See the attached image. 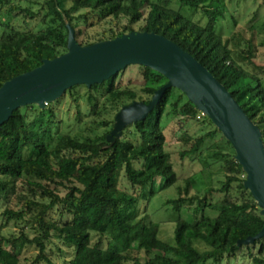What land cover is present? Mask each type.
<instances>
[{
    "label": "trees",
    "instance_id": "16d2710c",
    "mask_svg": "<svg viewBox=\"0 0 264 264\" xmlns=\"http://www.w3.org/2000/svg\"><path fill=\"white\" fill-rule=\"evenodd\" d=\"M174 1L179 8L172 7ZM206 1L43 0L34 10L29 5L31 0H0V24L5 21L6 26L0 34V87L45 59L66 52L70 25L81 45L135 30L154 31L191 53L226 86L260 127L264 142V79L242 64L252 59L254 44L248 40L244 50L239 43L236 48L230 47L229 39L225 40L221 29H217L225 19L226 8L218 0ZM184 7L204 15L206 22L184 13ZM80 9L98 11L101 18L123 17L127 23L121 29L112 27L92 38L72 23L73 12ZM21 16L43 22L44 26L18 28L12 18ZM140 21L143 24L135 28ZM232 21L235 23L233 17ZM260 44L264 46V37ZM131 66L134 65L127 68ZM135 66L141 71L140 85L130 79L126 83L120 81L126 68L87 88L85 97L95 114L102 108L117 113L134 100L149 102L155 91L167 83L160 72ZM79 86L66 90L45 108L30 104L16 109L0 127V201L15 197L22 203L20 209L7 206L2 212L0 264H22L21 254L27 245L39 249L36 258L27 264H55L47 250L53 237L71 250L72 256L64 264H223L237 257L243 247L252 245L240 246L238 241L256 235L264 226V217L244 186L246 173L235 159L230 141L180 89H167L144 120L127 126L122 137L111 144L107 135L115 116L102 120L100 125L108 130L93 137L57 130L55 107L67 94L74 97ZM80 97L78 94L75 99ZM169 120L178 123L180 129L196 122L209 125L211 129L197 136L184 130L180 137L187 148L177 156L183 160L187 155H197L204 169H210L215 162H221L223 169L219 186L212 185L189 196L195 186V176H189L184 185L177 187L178 196L165 202L180 212L187 199H199L195 214L202 209L195 221L180 214L175 218L174 243L160 238L161 224L151 220L147 212L158 181L162 179V188H166L178 180L167 145ZM218 135L231 152L218 149L202 159V146ZM122 178H126L133 192L122 188ZM19 186L27 188L28 193L19 191ZM215 191L223 194L221 199L209 201L208 195ZM141 206L145 214L138 217ZM203 207L217 215H206ZM51 212H57L58 218L53 219ZM11 221L32 223L36 234H5L4 227ZM248 254L251 264H264L263 244L257 252L249 248Z\"/></svg>",
    "mask_w": 264,
    "mask_h": 264
},
{
    "label": "water",
    "instance_id": "95a60500",
    "mask_svg": "<svg viewBox=\"0 0 264 264\" xmlns=\"http://www.w3.org/2000/svg\"><path fill=\"white\" fill-rule=\"evenodd\" d=\"M136 64L160 72L167 83L155 91L149 102L134 100L122 106L107 140L113 144L127 126L147 117L167 89L178 88L230 141L235 159L246 173L244 186L264 217V142L260 127L211 71L176 42L157 32L135 30L81 45L70 25L66 52L45 59L41 65L0 87V127L20 107L37 104L45 108L75 85L90 88ZM261 238L264 226L256 235L240 239L238 245L253 244Z\"/></svg>",
    "mask_w": 264,
    "mask_h": 264
},
{
    "label": "rangeland",
    "instance_id": "374dc122",
    "mask_svg": "<svg viewBox=\"0 0 264 264\" xmlns=\"http://www.w3.org/2000/svg\"><path fill=\"white\" fill-rule=\"evenodd\" d=\"M32 9L37 10L40 7V3L43 0H31ZM207 0L206 2H210ZM218 4H221L226 8L225 21H220L217 29L222 32L223 38L225 40L229 39V46L236 48L237 43L241 49H246V42L252 40L254 44V54L250 62L243 61V65L247 67L251 72L260 75L264 79V46L260 43L264 37V0H218ZM172 7L179 8V4L174 1ZM183 12L188 15H193L194 19H199L203 23L206 22V18L201 13H196L191 11L190 8H182ZM232 17L235 20V23L232 21ZM74 20L72 23L79 29L87 31L90 37H96L101 35L104 31H107L114 27L121 29L124 24L127 23V19L120 17H107L101 18L98 11L91 9H80L73 12ZM6 19V18H5ZM14 20L15 26L18 28L25 29L26 27H35V29H40L44 26V23H37L33 19H26L21 17L12 18ZM227 19V20H226ZM230 21H229V20ZM25 20V21H24ZM143 24V21L136 23L135 28H139ZM6 29L5 21L0 24V34ZM142 75L140 68L138 66H131L127 68L125 76L121 78L123 83L132 81L135 85H140L142 82ZM81 86L77 87V90L74 92V97H71L67 94L65 99L55 107L56 113V122L57 130L59 131H69L73 135L77 136H95L101 135L108 130V127L100 125L102 120L112 119L113 116H116V111L111 110L110 108L104 110L101 109V112L95 114L91 105L87 103L85 94L87 92V86L80 84ZM78 94L81 95L78 100ZM104 100H101L103 102ZM100 102V104H101ZM177 122V121H176ZM189 126V125H188ZM211 129L209 125H201L196 122L190 124L189 128L180 129L179 124L171 120L166 121V132L168 136V149L172 153V163L178 175V180L176 184H173L169 187L162 188L163 181L160 179L156 185L157 193L149 200L148 202V214L149 218L155 222H160V238L169 243H174V229H175V218L180 214L183 218L188 221H195L202 214V209L198 214H195L197 209L199 199H187L188 202L184 207L177 212L171 205H165V202L170 198H176L178 196L179 185H184L185 180L189 176H195V186L193 189H190L189 196H195L196 192L206 190L210 186H219L220 180L223 179V169L221 162H215L210 169H204L201 160L197 159V155H187L183 160L177 156L178 152L187 147L184 146V141L181 139L182 133L184 130H187L191 136H197L207 130ZM56 130V129H55ZM203 158L209 156V153L222 149L224 151L231 152L230 146L224 141V139L218 135L215 138L208 139L207 142L202 146ZM214 159H210V161ZM122 188L124 190H133L130 188V185L126 178H122L121 181ZM127 188V189H126ZM129 188V189H128ZM19 191L28 193L27 188L18 187ZM136 194V193H134ZM221 192H213L208 195L209 201H218L222 197ZM13 207L15 209H20L22 203L14 197L10 201H0V221H2V212L7 207ZM143 206V205H142ZM141 206L139 210V216H143L144 210ZM205 209V214L210 216H216L217 212L209 209L208 207H203ZM50 216H53V219L58 218L57 212H51ZM29 219V216L27 217ZM4 233L10 235L14 232H27L30 236L36 234V230L32 223L28 221L16 222L11 221L9 224L4 227ZM52 242L47 243V250L51 255V258L55 264H64V260L69 259L72 254L71 250L68 247H63L60 241L53 237ZM261 244L264 245V239L259 241L256 244H252L249 248L252 252H257L260 249ZM62 246V249L60 248ZM248 247H243L237 257L232 258L228 262H223V264H251V259L248 254ZM39 253V249L36 245H27L24 251L21 254L22 264H27L36 258ZM37 264H49L45 261H39Z\"/></svg>",
    "mask_w": 264,
    "mask_h": 264
}]
</instances>
